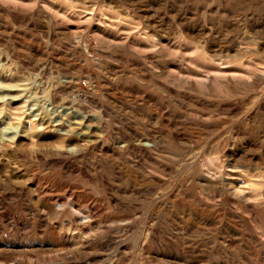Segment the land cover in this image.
I'll return each mask as SVG.
<instances>
[{
  "label": "rangeland",
  "instance_id": "374dc122",
  "mask_svg": "<svg viewBox=\"0 0 264 264\" xmlns=\"http://www.w3.org/2000/svg\"><path fill=\"white\" fill-rule=\"evenodd\" d=\"M0 264H264V0H0Z\"/></svg>",
  "mask_w": 264,
  "mask_h": 264
},
{
  "label": "built area",
  "instance_id": "2783aa9c",
  "mask_svg": "<svg viewBox=\"0 0 264 264\" xmlns=\"http://www.w3.org/2000/svg\"><path fill=\"white\" fill-rule=\"evenodd\" d=\"M65 82L69 83L68 81ZM94 87L95 84L90 78H82L76 82L70 96L73 100H79L80 98L85 97L87 92H91Z\"/></svg>",
  "mask_w": 264,
  "mask_h": 264
}]
</instances>
